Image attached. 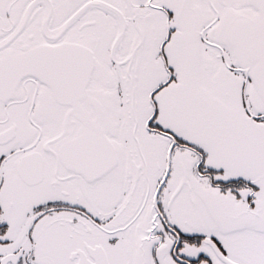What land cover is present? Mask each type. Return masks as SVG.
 <instances>
[{"label":"snow or ice","instance_id":"1","mask_svg":"<svg viewBox=\"0 0 264 264\" xmlns=\"http://www.w3.org/2000/svg\"><path fill=\"white\" fill-rule=\"evenodd\" d=\"M0 264H264V0H0Z\"/></svg>","mask_w":264,"mask_h":264}]
</instances>
